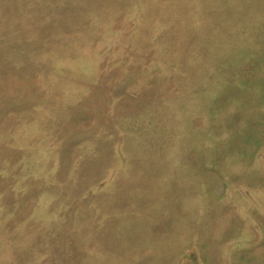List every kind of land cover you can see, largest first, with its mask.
Returning a JSON list of instances; mask_svg holds the SVG:
<instances>
[{"label": "rangeland", "instance_id": "obj_1", "mask_svg": "<svg viewBox=\"0 0 264 264\" xmlns=\"http://www.w3.org/2000/svg\"><path fill=\"white\" fill-rule=\"evenodd\" d=\"M258 102L264 0H0V264H192L174 211L201 187L208 239L225 172L194 139Z\"/></svg>", "mask_w": 264, "mask_h": 264}, {"label": "flooded vegetation", "instance_id": "obj_2", "mask_svg": "<svg viewBox=\"0 0 264 264\" xmlns=\"http://www.w3.org/2000/svg\"><path fill=\"white\" fill-rule=\"evenodd\" d=\"M243 84L248 85L249 82ZM221 96L222 95L219 94L218 97ZM218 97H216V101L219 100ZM250 106L252 110L248 113L251 114H247L251 115L252 118L243 117L242 121H237L238 126H240L238 131H234L228 127L224 128L225 131L222 129L220 133L212 132V135L205 136L203 135L205 133L201 130L199 135L194 139V143L198 148H200L198 145L202 138L205 140L202 143V146L204 144V148L200 149L206 150V157L211 160L208 161V168L215 169L219 167V169L225 172H223L222 177L220 176L218 179L215 178L212 183L213 186L211 185L212 188L210 192L211 201H213V203L210 204L212 207L216 208V211L213 210L211 212H217V214L212 224L215 228L210 231L208 239H203L201 241L202 230L200 226H198L199 214H197V211L199 207H204L203 210L200 211L202 212L201 216L204 214L207 216L209 214L208 211L212 209L205 207V202L203 201L205 196L199 195L202 194L203 191L201 187H197L196 189L199 194L193 195L194 198L197 199V204L193 205L197 207L193 208L192 205H190L191 209L187 210L188 217H190L189 220L188 218L184 220L183 217L179 216V212H181L182 215L180 207L174 211V216L175 214L178 216L175 220L179 227L175 233L177 232L178 235H180L182 241L185 240L187 242L186 248H190L193 237H196V245L199 250L200 258L197 254L190 253L187 258L192 264H199V259H201L202 264H207L209 262V258L207 256L205 257L202 253V244L207 246L210 244L213 245V255L215 254L217 257V264H264V197L259 198L252 195L253 189H264V103L258 102L257 105ZM226 109L227 111L230 110L228 107ZM244 109H247L244 105L240 106L239 111H243ZM255 109H258L257 114H253L255 113ZM233 110H235V108ZM236 111H234L235 113L233 114H228V116H231L230 121L233 117H236ZM209 116L212 118L211 111ZM205 138L213 140L212 143ZM206 142L211 143L210 145L213 148L212 151H210L209 147L205 146ZM188 143L189 141L187 145ZM219 143H222V149L225 148L227 151L220 152L219 150L221 148H219L218 154L216 149L217 147H221ZM237 153H239V163L233 167L239 168L241 173L237 175L238 180H234L229 177V174L234 170L227 171L226 166L219 164L225 160L228 161L229 154ZM220 155L221 157L223 156V158L218 161L217 159ZM213 158L217 163L219 162L218 165L214 163ZM193 178L195 179V177ZM193 178H191V180H193ZM240 182H245V184H247L246 191L242 190V184ZM195 202L196 200H194V203ZM175 203L177 202L174 201V204ZM190 204H192L191 200ZM177 205L179 206V203ZM191 221H194V223L196 221L197 223H195L196 229L193 230V232L190 231L188 226ZM218 228L220 230H217ZM182 250L183 249H180L178 253L181 254Z\"/></svg>", "mask_w": 264, "mask_h": 264}, {"label": "trees", "instance_id": "obj_3", "mask_svg": "<svg viewBox=\"0 0 264 264\" xmlns=\"http://www.w3.org/2000/svg\"><path fill=\"white\" fill-rule=\"evenodd\" d=\"M92 57L94 56V54L91 55Z\"/></svg>", "mask_w": 264, "mask_h": 264}]
</instances>
